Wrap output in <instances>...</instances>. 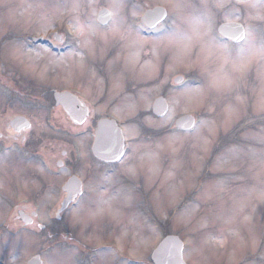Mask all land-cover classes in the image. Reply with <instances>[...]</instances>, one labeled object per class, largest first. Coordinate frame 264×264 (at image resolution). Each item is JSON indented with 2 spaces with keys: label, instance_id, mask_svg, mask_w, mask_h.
<instances>
[{
  "label": "rangeland",
  "instance_id": "1",
  "mask_svg": "<svg viewBox=\"0 0 264 264\" xmlns=\"http://www.w3.org/2000/svg\"><path fill=\"white\" fill-rule=\"evenodd\" d=\"M141 1H131V4L137 5L138 8L133 7L130 16L122 10V4H126V0H0V60L6 65L4 67L12 65L17 70L11 71L13 83L14 81L24 84L34 83L59 91H71L80 83L88 89L86 84H90V93L94 96L99 92L102 93L103 83H106L109 90L107 100L97 98L101 105L98 108L99 113H104L113 106L110 109L111 114H115L125 123L134 119L139 109L145 110L143 120L137 122L138 125L134 123L137 128L135 125L124 124L133 151L120 165L111 167L110 172L103 175V181H95L93 178L87 180L91 181L89 183L91 190L88 189L86 196L72 205L65 213L66 217L62 218L61 222L64 219L65 227L67 229L69 227L72 231L67 232L66 240L73 250L65 249V245L55 247L59 243L52 237L46 240L48 244L43 249L45 255L42 258L46 264H129L126 261L122 262L125 258L134 259L138 262L136 264H140L148 262L150 253L156 248L155 244L161 241L162 237L158 231L162 230L166 235L178 236L184 243L183 258L186 264H264V201L258 198L259 194L264 192V128H261L262 125L257 122L264 120L262 119L264 59L254 61L237 80L230 93L217 95L207 90V81L199 71L188 68L185 71L184 67L177 64L172 52H169L171 58L170 63L166 62V68L169 71L180 69L184 73H191L192 82L186 87L174 90L170 98L171 105L167 119L152 118L148 116L151 111L148 100L153 96L152 91H163V88L161 86L144 88V86L157 80L161 67H158V63L152 65V61H143L141 64L137 60L136 53L139 47L137 33L134 28L122 27V24L138 15L134 10H141L143 5L163 4L171 8L175 0ZM253 4L260 8L264 5L263 1L250 0L248 12L253 13L251 10ZM182 7L187 11L194 9L186 1L182 3ZM102 8L112 10L115 15V23L106 28L99 27L95 22L96 14ZM199 8L201 15L187 13L185 17L180 18L181 26L188 28L187 34H191V26L186 22V18L194 17L207 25L214 43L229 49L233 55L244 49H264V30L258 28L262 19H252L256 13L246 14L247 16L242 19L248 30L252 32L256 29L250 34L243 48H239L216 38L213 17L206 0L201 2L199 7H195V9ZM185 9L181 10L184 14ZM81 27L85 32L83 36L78 32ZM55 32L63 37L68 47L66 51L63 52L61 48L52 50L49 45L43 43L36 45L29 43L34 36L51 40ZM65 32L69 33V36ZM121 36L126 38L122 39ZM85 39H91V44L85 45ZM45 49L47 52L44 51ZM37 52H40L39 56L36 55ZM108 55L112 58L108 60L106 72L99 70L106 66L104 60ZM132 55L135 56V61L127 63ZM61 58L64 60L63 63L58 61ZM103 72L106 74L107 82L96 75ZM169 78L170 74L166 73L160 82H170ZM130 83L137 84L144 90L135 91L136 87L127 86ZM195 88L201 90V95H187ZM237 97L243 100L242 105L239 104ZM229 104L240 108L238 119H229L225 116V109ZM127 105H135V109L132 111L134 114L125 120L115 109H126ZM20 108L17 106V111ZM17 111L11 115L14 116ZM187 114L196 115V129L192 133L174 131L172 125L176 118ZM52 118H55L54 113ZM250 118H252L250 122L253 123L247 122L246 126H249L247 132L244 131V125L241 128L244 134H239L237 142L234 140V145L230 146L239 150V155L230 159L224 166L218 167V161L230 147L211 160L217 141L221 135L229 134L239 123ZM209 120H215L218 124L224 121L225 130L221 129L218 132L213 144L205 152L197 146L200 143L198 136L203 131L202 122ZM67 124L63 123L65 128L62 126L61 132H64L65 137L69 139L72 136L70 132L75 129ZM146 127L152 129L150 132L152 134L154 131L159 132L156 133L154 140H144V137L141 139V133L148 130ZM131 130H135V133ZM170 137L179 138L176 152L162 150L159 147L166 145ZM78 145L85 158L81 166L76 169L85 176L86 170L91 167L89 139H80ZM80 145H83V151ZM149 153L156 154L157 159L154 163L160 170V178L151 186L145 175L133 180L123 170L124 163L130 156L138 160L139 157H146ZM1 154L0 164H11L12 168L15 159L12 158L11 152L0 145ZM43 169L31 162L28 166L12 171V174H6V170H3L0 184L3 186L9 185L10 182L15 183L19 186L16 189L17 193L24 192V187L29 185L32 193L45 192L42 201H46L47 204L50 199L54 201L57 196L53 193L54 189L49 187L46 190L42 189V183L58 186L66 178V172H62L59 177L50 174L46 177ZM168 172L174 173L173 184L183 183L187 186L189 183H195V188L179 205H170L165 196L167 185L161 187L163 177ZM190 174H195L194 180ZM105 177H111V182H107ZM220 183L223 184L224 190L216 193L211 199L206 198L205 193ZM101 192H106L108 194L106 198L111 199V209L119 211L117 217L114 218L105 211L103 215L94 219L89 218L91 213L102 207ZM4 194H9L8 186L5 187ZM125 195H130L132 198L130 205L126 206ZM159 196L158 201L156 197ZM54 202L59 205L58 201ZM170 202H175L174 196ZM44 204L38 203L37 206L42 209ZM194 207H197V211L189 228L178 230L174 223L175 216L179 214L183 216L186 210ZM49 209L40 213L42 222L49 218ZM6 210L7 207L0 208V220ZM147 215L154 218L147 219ZM246 215L251 217L249 222H244L243 218ZM148 221L156 227L148 224ZM56 230L58 231L57 228ZM43 239L31 237L27 233L12 237L9 245L11 249L0 248V264H26L28 258L34 255L42 256L37 250H42ZM221 240L223 244L217 243ZM65 241L63 242L66 243ZM83 249L87 252L86 258L74 256L78 250ZM90 249L92 250L89 252Z\"/></svg>",
  "mask_w": 264,
  "mask_h": 264
},
{
  "label": "flooded vegetation",
  "instance_id": "2",
  "mask_svg": "<svg viewBox=\"0 0 264 264\" xmlns=\"http://www.w3.org/2000/svg\"><path fill=\"white\" fill-rule=\"evenodd\" d=\"M141 1V0H140ZM186 1L189 2L191 8H194L192 11H187L185 8L182 7V3ZM204 0H175L174 3L171 5V8L166 7L163 4L148 6L143 5V8L136 9L134 12L137 11L138 15L134 16L133 20L125 21L122 24V27H131L134 28L137 33V43H138V51H137V60L140 61L142 64L143 61H152V65L158 63V67H161L159 70L158 80L166 74H170V77L174 75L176 71H180V69H174L169 71L166 68V62L170 63L171 55L169 52L162 51L161 49L154 46V41L164 38L168 34H173L176 32H183L188 33V28L181 26V17H185L187 13H194L197 15H201L200 8L195 9V7H199L200 3ZM209 4V12L213 17V25H214V33L218 40H222L228 44L234 45L235 47L243 48L244 44L250 37L252 32L248 30L246 23L242 20L247 15L255 14L259 10H264V5L260 8V6L256 3L257 9L251 8L253 13L248 12V4L250 0H206ZM255 1V0H254ZM263 1L264 0H257ZM142 2V1H141ZM254 5V4H253ZM164 7L167 11V17L159 22L158 24L149 27L143 22L144 14L151 9L156 7ZM131 8L125 7L122 10L127 13H132ZM134 7H137L135 5ZM186 12L185 14L183 11ZM196 12V13H195ZM247 14V15H246ZM132 16V14H130ZM260 20V19H259ZM258 28L264 29V19L259 21ZM115 23V20L111 17V21L109 24ZM152 22L150 24H154ZM130 24V25H128ZM224 24H241L244 27L245 37L241 42H231L222 37L219 33L218 29L220 26ZM127 25V26H126ZM264 38V37H263ZM124 59V58H123ZM129 63V58L127 60ZM132 63V62H131ZM3 62L0 60V137H2L6 142V146L11 149V156L15 159V164H13L11 168V164L8 165H0V176L4 174L3 170H6V174H12V171L19 170L22 166H28L31 162L33 165H38L41 168L47 170V167H50L51 176H59L62 172H66V177L68 176H77L80 177L83 182V187L85 189L86 186V179H99L103 177V175L107 172L108 168L111 164H107L105 162H101L97 160L94 155L92 154V146L94 144V134L97 127V123L103 119L112 118V107L108 110H105L104 113H99L98 108L101 107L100 103L97 101L99 99H106L107 100V93H108V85L103 83L104 89L102 93L99 92L96 96L90 93V84H86L88 89L84 86L83 83H80L77 88L69 91L73 95L77 96L79 102L83 106V109L86 110V117L81 124L79 121L73 122L70 120V117L66 114V112L61 107H54V114L55 118L52 121V126H57V131L60 129L65 128V125L68 123L70 124V128L75 129L73 132L70 133L72 136L68 139V141L64 140L63 138L57 137L59 134L58 132H49L46 126L47 121L44 120L47 118V106L50 101L47 100H38L34 99L31 100L32 96L40 95L39 92H43L44 90L40 88L41 86L38 85H30L24 83H11V66L4 67ZM139 66V65H137ZM187 70L186 68L184 69ZM101 80L103 79L104 82H107V77L105 73L96 74ZM170 79V82L161 83L164 87V91H170L175 89L176 86L178 88L181 85H175L173 81ZM163 80V79H162ZM160 85V84H159ZM127 86H134L137 87V84L130 83ZM136 91V89H135ZM51 97H52V91ZM164 95L168 96L169 93L163 92ZM124 93L122 92V95ZM40 97H46V93H42ZM15 99H17V106L19 111H17V106H15ZM136 102L135 100H133ZM106 102V101H105ZM109 103V100H108ZM137 103V102H136ZM115 106V105H114ZM120 106V105H119ZM118 106V107H119ZM117 108V107H116ZM17 111V115H11ZM16 116L24 117L28 120L30 124V129L27 130H15L11 122L13 118ZM34 117H39L41 119H35ZM66 122V123H65ZM63 123L65 125H63ZM67 124V125H68ZM69 126V125H68ZM82 138H88L90 142L89 152L90 158L89 162L91 167L86 170L87 174L84 176L80 172L77 171L76 167H80L82 161L85 157L79 159L77 158L76 149L78 141ZM49 139L53 141H48ZM127 139V138H126ZM65 153L67 155H65ZM63 161V169L59 167L60 162ZM88 161V160H87ZM46 177L48 173H44ZM5 176V175H4ZM42 177V176H41ZM45 177V179H46ZM67 178V179H68ZM42 181V180H41ZM9 187V194H4L5 187ZM54 189L53 193L57 196L54 201H58L59 203L66 197L65 193H62L61 190L59 191L57 188L58 186L50 183L44 184L42 183L41 188L46 190L47 188ZM19 186H16L15 183H9V185H1L0 184V204H7L11 208V203H16L13 206V212H11L8 216V221L0 228L1 236L8 235L10 237V241L7 244V247L10 248L11 245V233L20 234L24 231L32 230L35 232L37 229L40 231L45 230V226H41L39 228L35 227L37 222V217L31 222L28 218L23 217L19 218L20 212H25L28 215H31L35 212L34 203L42 201L44 199V193L39 191L31 192L29 185L24 187L25 191L22 193H17L16 189ZM17 193V194H16ZM77 200V199H76ZM51 202V199L49 200ZM66 212V211H65ZM63 212V213H65ZM5 215V213H4ZM26 223H30V225H26ZM40 225V224H39ZM0 246H4L3 241H1ZM11 249V248H10Z\"/></svg>",
  "mask_w": 264,
  "mask_h": 264
},
{
  "label": "clouds",
  "instance_id": "3",
  "mask_svg": "<svg viewBox=\"0 0 264 264\" xmlns=\"http://www.w3.org/2000/svg\"><path fill=\"white\" fill-rule=\"evenodd\" d=\"M256 7L255 5H251ZM252 19H264V10H258ZM186 22L191 26V34L176 32L168 34L164 38L154 41V46L165 52H172L173 58L181 67L191 70L199 71L207 81V90L217 95H226L230 93L237 80L247 71L248 67L260 59H264V49H244L233 55V53L223 48L210 38V30L206 24L200 22L194 17L186 18ZM102 84V82H101ZM187 95L197 96L201 95L199 88L192 89ZM240 105L243 100L237 97ZM121 113L125 120L129 119L134 113L123 108L115 109ZM232 111V119L240 117V108L229 104L225 109V116L229 117V111ZM212 111V109H210ZM203 131L199 134V147L207 152L213 144L218 132L225 130V122L221 121L219 124L215 120L205 121L202 125ZM83 151V145H80ZM129 168H135V174L129 173ZM154 161L150 160L148 156H141L138 160L129 157L128 161L124 163V172L133 180L140 175L147 177L149 186L155 183L160 178V170L156 167L153 171ZM194 180L195 174H190ZM174 173L168 172L164 175L161 182V187L167 185L165 189V196L168 203L172 206L179 205L184 201L185 197L195 188V183H189L185 186L183 183L173 184ZM106 192H101V204L104 206V201H110ZM175 199L174 203L170 201ZM159 201V198L156 197ZM132 198L126 200V206L130 205ZM112 204V202H111ZM162 213H160L161 215ZM195 216L193 213L190 220L185 221L181 214L175 216L174 223L177 229H187L191 225Z\"/></svg>",
  "mask_w": 264,
  "mask_h": 264
},
{
  "label": "water",
  "instance_id": "4",
  "mask_svg": "<svg viewBox=\"0 0 264 264\" xmlns=\"http://www.w3.org/2000/svg\"><path fill=\"white\" fill-rule=\"evenodd\" d=\"M164 10L163 9H155L153 11H149L146 14V17L144 18L145 21L149 19L150 17L156 16L159 14V16H164ZM109 12L108 11H102L98 16V21L104 25L109 21ZM237 27L225 25L221 27L220 33L223 34L226 38H229L235 42L239 41V37L237 35L231 36L230 32L233 31V29H236ZM237 30V29H236ZM238 34H241V30L238 28ZM240 38H242L240 36ZM55 100L57 105H61L66 112L69 114V116L74 119L75 121H79V123H82L84 121L86 116V110L82 108L80 103L72 97L69 93H56L55 94ZM166 104L163 102V100H158L154 107H153V113L157 117H162L166 113ZM19 120L16 119L15 122H18ZM22 121V120H20ZM195 119L191 116L182 117L177 120L176 127L182 130H191L194 127ZM123 152V141H122V135L119 129L115 126L113 122L109 121H103L99 124L98 131L96 133V141L93 148V153L96 156V158L107 161V162H113L119 159L122 156ZM70 188L73 192L71 196H76V194L79 193L80 190V184L79 183H71ZM73 198V197H72ZM72 198H69L67 202L64 204L66 206ZM182 244L179 242L177 238L170 237L167 238L158 248L157 251H155L153 255V260L155 264H184L182 260ZM29 264H41V261L36 258L32 260Z\"/></svg>",
  "mask_w": 264,
  "mask_h": 264
},
{
  "label": "snow or ice",
  "instance_id": "5",
  "mask_svg": "<svg viewBox=\"0 0 264 264\" xmlns=\"http://www.w3.org/2000/svg\"><path fill=\"white\" fill-rule=\"evenodd\" d=\"M113 31L115 32V29H114ZM78 32H79L82 36L85 35V32H84L83 27L79 28V29H78ZM121 38L124 39V38H126V37L121 36ZM84 42H85V45H90V44H91V39H85ZM18 51H19V50H18ZM44 51L47 52V49H45ZM21 53H22V52H21ZM22 54H25V53H22ZM36 55L39 56V55H40V52H37ZM58 61H59L60 63H63V62H64L63 58H61V59L58 60ZM134 61H135V56H134V55L130 56V57H129V62H134ZM80 66L82 67V62H81V65H80ZM117 86H119V85H117ZM262 103H264V100H262ZM134 109H135V105H127L125 110L132 112V111H134ZM262 110H264V108H262ZM232 115H233V113H232V111L230 110V111H229V119L232 118ZM82 123H83V121H82ZM204 123H205V122H202V125H203ZM131 132H132V133H135V130H131ZM178 143H179V138H178V137H170V138L168 139V142H167L166 145H159V147H160L162 150L167 149V150H170V151H172V152H176V151L178 150L177 147H176V145H177ZM65 155H67V154L65 153ZM238 155H239V150H237V149L234 148V147H230V148L227 150L226 154H225L224 156H222L221 159L218 161V167L224 166L225 164H227V163L229 162L230 159H232V158H234V157H237ZM147 156H148V158H149L150 160H152V161H154V162H155V160L157 159V156H156L155 153H149V154H147ZM59 167H60L61 169H63V161L60 162ZM155 170H156V165H155V163H154L153 171H155ZM128 171H129V173H130L131 175H134V174H135V168H129ZM105 179H106L107 182H109V183L111 182V177H105ZM223 190H224V186H223V184H222V183L217 184V185H215V187H214L213 189H209V190L205 193V197L208 198V199H211L216 193H218V192H222ZM124 198H125V199H130L131 197H130V195H125ZM258 198L261 199L262 201H264V192H261V193L259 194ZM103 203H104V206L98 208L97 211H95V212H93V213L90 214V217H89L90 219H94V218L97 217V216L103 215V214L105 213V211H108L109 214L112 215L114 218L117 217V216L119 215V211H118V210H113V209H111V202H110V201H104ZM195 211H197V207H194V208H192V209H188V210H186L182 218H183L185 221L190 220L191 217H192V215H193V213H194ZM243 219H244V222H249V221L251 220V217L246 215V216H244ZM41 226H42V225H39V224H36V225H35V227H37V228H39V227H41ZM217 243H221V244H223V241H222V240H221V241H217Z\"/></svg>",
  "mask_w": 264,
  "mask_h": 264
},
{
  "label": "trees",
  "instance_id": "6",
  "mask_svg": "<svg viewBox=\"0 0 264 264\" xmlns=\"http://www.w3.org/2000/svg\"><path fill=\"white\" fill-rule=\"evenodd\" d=\"M259 124H261L262 126H264V121H262V122H258ZM245 124H247V123H245ZM237 132H238V130L237 129H235L234 131H233V133H235V134H237Z\"/></svg>",
  "mask_w": 264,
  "mask_h": 264
}]
</instances>
